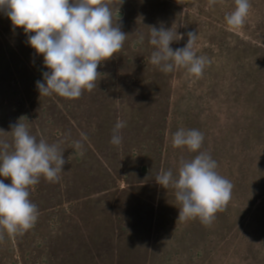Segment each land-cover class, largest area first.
<instances>
[{
	"label": "rangeland",
	"instance_id": "1",
	"mask_svg": "<svg viewBox=\"0 0 264 264\" xmlns=\"http://www.w3.org/2000/svg\"><path fill=\"white\" fill-rule=\"evenodd\" d=\"M250 3L239 28L225 20L235 0L113 4V21L127 39L98 66L97 88L78 99L40 95L36 82L49 71L43 56L0 11V141L12 142L11 125L23 117L37 141L63 151L59 181L41 177L29 199L43 216L66 205L69 212L42 227L64 231L54 241L73 264H264V0ZM153 26L182 37L173 50L194 32V50L210 60L203 74L153 65ZM117 120L126 122L119 146L110 143ZM179 128L203 134L197 152L173 147ZM75 141L83 144L82 156ZM200 152L233 184L210 225L177 220L175 189L155 180L168 170L177 177L181 161Z\"/></svg>",
	"mask_w": 264,
	"mask_h": 264
},
{
	"label": "clouds",
	"instance_id": "2",
	"mask_svg": "<svg viewBox=\"0 0 264 264\" xmlns=\"http://www.w3.org/2000/svg\"><path fill=\"white\" fill-rule=\"evenodd\" d=\"M210 4L215 0H209ZM123 0H0V11L11 20L14 28L22 27L28 43L43 56V81L36 86L42 96L57 94L66 99H78L83 92L97 88L102 62L121 52L127 34L117 20L113 21L112 5ZM250 0H235V8L226 14L231 28L242 27L251 9ZM149 42L154 46L150 62L168 73L184 67L194 76L203 74L210 60L198 56L194 50L197 35L188 32L185 47L173 50L170 44L182 37L172 29L150 27ZM34 33V34H31ZM31 34V35H29ZM141 41L143 37L141 36ZM11 125L12 142L0 141V240L4 234L23 235L36 223L38 207L30 199L29 189L41 177L58 182L62 167L67 162L57 144L29 133L21 122ZM126 122L117 120L110 143H122L120 130ZM6 133V132H5ZM8 133V132H7ZM83 139L86 135L81 134ZM203 134L196 129L179 128L172 136L173 147H187L197 152L202 146ZM81 141L73 142V149L83 155ZM217 162L205 152L189 161H181L178 176L171 170L157 175L156 182L164 188L175 189V198L181 205L177 220L199 218L210 225L217 212L224 211L232 196L233 184L217 171Z\"/></svg>",
	"mask_w": 264,
	"mask_h": 264
},
{
	"label": "trees",
	"instance_id": "3",
	"mask_svg": "<svg viewBox=\"0 0 264 264\" xmlns=\"http://www.w3.org/2000/svg\"><path fill=\"white\" fill-rule=\"evenodd\" d=\"M67 211L68 208L62 203L55 209L47 211L50 212L49 217L43 216L44 211H41L34 226L23 235L9 236L5 233L3 240H0V264H73L68 260L69 252L58 249L54 241V238L64 234V231L48 233L45 231L46 227H42L44 220L51 222Z\"/></svg>",
	"mask_w": 264,
	"mask_h": 264
}]
</instances>
